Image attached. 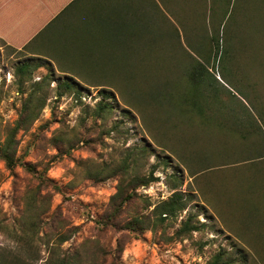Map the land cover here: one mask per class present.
I'll use <instances>...</instances> for the list:
<instances>
[{
	"label": "rangeland",
	"instance_id": "374dc122",
	"mask_svg": "<svg viewBox=\"0 0 264 264\" xmlns=\"http://www.w3.org/2000/svg\"><path fill=\"white\" fill-rule=\"evenodd\" d=\"M188 1L191 26L154 27L150 52L148 31L129 35L128 27L127 45L135 46L125 51L118 23L106 31L102 18L92 23L85 44L94 60L126 53L122 61L138 59L135 78L129 63L121 80L116 70L87 75L92 68L79 57L86 51L36 53L33 43L0 34V140L15 129L28 95L44 102L16 133L13 170L0 158V264H46L52 248L68 251L73 264H209L218 253L231 264H264V137H242L252 126L264 131V0H201L197 17ZM194 56L210 57L217 86L216 117L207 120L196 109L181 116L174 104L162 106V90L174 85L163 89L159 79H186L181 72ZM25 62L38 66L22 82L17 66ZM101 101L111 108L100 109ZM121 171L148 183L129 184L120 226H108ZM177 191L193 200L154 224L155 208ZM134 215L149 216L151 228L121 226ZM188 219L200 229L182 232ZM24 231L34 240L19 242Z\"/></svg>",
	"mask_w": 264,
	"mask_h": 264
},
{
	"label": "trees",
	"instance_id": "16d2710c",
	"mask_svg": "<svg viewBox=\"0 0 264 264\" xmlns=\"http://www.w3.org/2000/svg\"><path fill=\"white\" fill-rule=\"evenodd\" d=\"M231 14L232 12L229 14L228 17H230ZM227 15H228V11L225 10L223 14V18L226 17ZM226 21L227 20H225V23ZM215 25L216 23H214V27ZM130 29L132 32L129 35L137 34L134 28H130ZM127 30L129 29L124 28V29L119 30L120 38L123 37V39L126 40V43L122 46V48L125 49V51L128 49H132L135 46L133 41H130L129 45H127V40H128V38L126 37V35H128ZM143 36H146V35L143 34ZM213 36H215L213 39H216V35H213ZM147 38H148V43L143 45V47L146 50H148V52H150L151 49L153 48L152 42H149V39H150L149 37ZM203 46L202 48H204ZM76 47L81 53H84L85 51L88 52V54L79 56L81 58L85 57L87 59L85 62L88 63L89 66H91L92 68V70L90 67L88 68L89 71L91 70V73L87 75H93V74L102 75L105 69H107L106 70L107 73L112 70H116V76H120V80H121L124 78L125 73L129 71L130 69V67L126 65V63H129L132 67L130 74L132 77L135 78L136 69H134L133 64H136L138 59L132 60V61H125V60L122 61L123 58H120V56L122 55L126 56V53H123L121 55H118V58H116L114 54H111L110 59L94 60L95 55H97L96 53L95 55L93 54V49L95 48H92L88 44H85V43L78 44ZM131 53H134V49L131 50ZM206 53L208 54V56L210 55L208 50ZM216 53H218V51H216ZM99 55H102V54H99ZM205 55L206 54L203 53V56ZM208 56L204 57L205 61L210 59V57ZM189 59H188V65L186 66V72L184 71L181 72L183 77L184 76L187 77L186 79L177 78L175 81V79L170 76H163V80L159 79V84L163 85V89L164 87H166V84L169 81H171L174 85V91L172 92L170 91L164 92L162 90L161 94H163L164 98L166 99L165 101H167L163 103L162 106L166 108L167 105L170 107L171 106L170 104H174V107L176 108L175 112L182 114L181 116H183L185 113L190 114V113L196 112L195 111L196 109L199 112V114L202 113L204 116H206L205 117L206 120H207V117H216V114L214 112L215 109L211 105L212 102L210 101V98L212 96L214 98H217L218 94H216L217 86L214 82L215 77L213 76V74H211L210 68L207 63L209 61L205 62L201 60L200 58H196V57L192 58L191 60ZM37 66H38L37 64H31V63L25 62L17 66V68L22 78V77L27 76V73L28 71L31 70L30 69L31 67L37 68ZM175 66L177 68V73L180 72V68H183L182 61L176 60ZM83 75L86 76V74L84 73ZM122 75L124 76L122 77ZM145 75L146 74H144V76ZM131 76L130 77L128 76V80L130 81L132 79ZM21 81L23 82L24 79L22 78ZM186 84H188V86ZM102 85H105V84H102ZM62 87H64L67 91H75L78 93L80 92L79 84L72 82V81H64L62 84ZM209 87H211L210 93H209L210 91ZM147 91L150 92V94L155 92L149 87H147ZM139 97H141V95H139L137 98ZM36 100H38V97L35 96V94L28 95L24 104L22 105V108L20 109V117L16 121L15 129L9 133V135L4 139V141L0 140V158L6 161L8 168L11 170H13L15 166L13 152H14V143L16 140V137H15L16 133L24 127V124L26 122L33 123L39 117L41 113L40 111L42 109L41 108L42 106L40 105H44V102H38V101L35 102ZM101 102L102 104L100 106V109H102L103 111L111 108L108 103L104 101H101ZM209 112H211V114H209ZM245 132L246 133H243L242 137L250 136V137H255L256 139L258 137H261V135L264 137L263 135L264 131L262 132L260 126H258V129L252 126L251 130L245 131ZM121 172H123L124 175L122 176L120 175L121 177L117 185V192L111 199V203H110L111 211L108 212L107 217L104 220V224L108 226H115V227L120 226L119 224L121 221V218H120L121 212L124 210V206L127 204V202H129V200L132 197V191L131 193H129V190H130L129 184H133L134 188H136L135 186H137V183L139 181L143 182V184L148 183V180H145L143 178L138 179L139 177L137 175H130L129 173H126L125 175V171H121ZM259 176L261 178H264V175L262 174H260ZM192 200L193 199L191 195H188V197H185L183 192H180V191L175 192L170 199L163 201L160 205H158L155 208L154 210L155 213L156 214L160 213V215L157 219L153 221L154 224H157L159 222H164L167 218L175 217L178 212L185 210L189 202ZM191 215H196V214H191ZM150 222H151L150 217L147 215H134L132 219H130V221H127V223H124L121 226L126 229L132 230L134 232L141 233L144 230L151 228ZM199 229H200V225L196 223L192 224L191 221H189V219L185 221V223H183L181 227V230L184 233L189 232L191 230H199ZM31 235L33 238L30 236V234L24 231V233L21 236H19L17 240L21 243L27 240L32 241V239L34 240V234H31ZM66 240L67 239L65 237L61 238V242H64ZM34 259L36 261L38 259V256L36 255ZM27 264H35V262H31ZM46 264H73V262L70 260L68 256V251L58 252L52 248L49 253V257L46 261ZM209 264H231V263L225 261L224 256L218 253Z\"/></svg>",
	"mask_w": 264,
	"mask_h": 264
},
{
	"label": "crops",
	"instance_id": "0c3cea01",
	"mask_svg": "<svg viewBox=\"0 0 264 264\" xmlns=\"http://www.w3.org/2000/svg\"><path fill=\"white\" fill-rule=\"evenodd\" d=\"M200 3L191 0L194 17ZM189 6L188 0H0V34L15 45L33 43L36 53L45 49L79 52L76 46L87 42L92 23L99 18L102 30L118 23L119 29H139L135 32L140 37L146 30L150 38L154 27L168 28L171 22L188 27ZM177 19L183 23L177 24Z\"/></svg>",
	"mask_w": 264,
	"mask_h": 264
}]
</instances>
